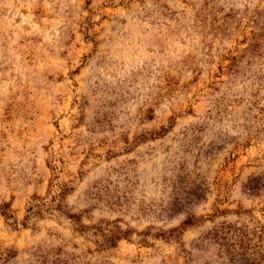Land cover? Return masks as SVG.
<instances>
[{
    "label": "rangeland",
    "instance_id": "rangeland-1",
    "mask_svg": "<svg viewBox=\"0 0 264 264\" xmlns=\"http://www.w3.org/2000/svg\"><path fill=\"white\" fill-rule=\"evenodd\" d=\"M0 264H264V0H0Z\"/></svg>",
    "mask_w": 264,
    "mask_h": 264
}]
</instances>
